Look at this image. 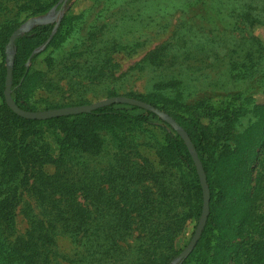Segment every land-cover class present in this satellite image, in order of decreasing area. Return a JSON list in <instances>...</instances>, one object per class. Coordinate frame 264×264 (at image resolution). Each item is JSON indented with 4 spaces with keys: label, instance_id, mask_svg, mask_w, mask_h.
<instances>
[{
    "label": "rangeland",
    "instance_id": "obj_1",
    "mask_svg": "<svg viewBox=\"0 0 264 264\" xmlns=\"http://www.w3.org/2000/svg\"><path fill=\"white\" fill-rule=\"evenodd\" d=\"M59 2L63 5L57 9ZM23 4V0H13L6 11L10 19L21 21L14 32L30 19L47 18L48 22L32 25L19 37L30 33L36 26L54 24L51 36L59 22L54 37L65 17L73 24L72 29L60 36L58 45L47 48L52 37L32 59L40 56L35 61L31 59L27 65L32 53L44 46L49 36L31 52L26 62L33 71L41 72L28 80L23 89L24 100L34 111L127 96L155 102L190 136L189 128L173 115L177 112L175 109L169 112L160 107L187 105L189 109L186 110L197 113L202 122L209 125L211 120L205 118L202 109L196 106L209 99L219 102L226 100L225 96L229 94H243L247 99L244 104L247 110L242 109L234 121L225 120L233 126L216 133L211 151L212 185L226 178L228 180V176H235L230 171L235 170L239 149L245 144L242 135L258 120L259 112L264 109V0H51L46 10L38 5ZM108 28L111 32L107 38L112 39V35L116 34L113 44L106 42ZM169 43L181 48L163 51L160 56L155 53L156 49ZM76 44H81L78 53L62 63L60 60L55 65H49L50 58L67 57L68 51L75 52L72 47ZM18 51L15 42L12 50L14 63ZM2 60L0 52V62ZM7 64L6 52V67ZM163 126L156 118L148 124L139 123L136 125L137 136H128L124 140L116 135L115 129L102 133L104 150L94 157L93 164L98 168L112 166L110 177H117L120 173L116 182L110 183L115 187L120 181L125 203L131 209L124 213H130L131 221L127 230L123 229L132 235L125 242L133 244L127 252L131 253V261L129 256L128 259L123 255L113 264H131L136 257L140 259L137 264L148 260H152L153 264H166L174 251L181 249L182 252L189 244L199 223L195 200L186 199V192L178 190L183 188V176H188L185 164L163 157L164 136L171 130ZM256 150L258 154L253 158L252 166L256 165L259 151L264 152V142L256 146ZM118 151L123 156L115 163L111 160ZM47 171L54 173L55 165H48ZM263 173L260 172V175ZM102 174L97 169L92 175L98 184H101L99 179ZM207 182L210 185L208 179ZM170 183L173 185L168 189ZM254 184L255 181L252 182ZM104 186L107 188L108 183ZM114 187L111 190L108 187L109 195L97 198L100 209L104 203L111 202L109 218L113 220L118 216L114 206L120 198L115 195ZM163 189H167L166 192ZM135 190L138 192L135 193ZM139 190L141 196L138 195ZM261 194L256 198L257 205L254 207L258 216H264V193ZM85 198V195L79 196L83 202H86ZM137 203L143 207L135 209ZM166 203L169 205L164 207ZM98 218L104 222V212L98 213ZM164 218L170 220L168 228H172L171 233L164 229L167 228L163 225ZM27 227V219L19 213L17 234H23ZM138 236L142 241L148 240L147 251L136 250L135 246L140 244ZM60 245L67 252L73 250L66 239H61Z\"/></svg>",
    "mask_w": 264,
    "mask_h": 264
},
{
    "label": "trees",
    "instance_id": "obj_2",
    "mask_svg": "<svg viewBox=\"0 0 264 264\" xmlns=\"http://www.w3.org/2000/svg\"><path fill=\"white\" fill-rule=\"evenodd\" d=\"M12 1L0 0V52L3 56L0 62V264H113L123 255L129 256L130 262L131 253L127 252L133 244L125 242L132 235L123 229L127 230L131 221L130 213H124L131 209L125 203L119 179L115 187L111 184L116 182L120 173L117 177H110L112 166L98 168L93 163L94 157L104 150L103 131L112 132L115 129L116 135L123 140L128 136L136 137V125L148 124L154 118L164 128L171 129L164 136L163 157L185 164L188 176H183V188L178 190L180 193L186 192V199L190 197L195 200L196 215L200 218L203 188L192 155L176 130L152 111L130 104L113 103L89 113L38 120L22 117L8 106L4 93L7 78L6 46L21 23L7 16L6 11ZM50 1L23 0V5H38L46 10ZM62 5L63 2H59L56 8L60 9ZM53 26L54 24L36 26L30 33L16 40L19 51L13 67L12 95L15 102L25 110L35 109L24 100V86L28 80L41 74L33 71L26 62L31 52L50 36ZM116 26L117 29L120 28L119 24ZM72 27L73 24L68 19L66 21L65 17L47 48L58 45L56 43L60 36ZM110 32L111 29L108 28L106 38ZM115 36L116 34L112 35V39L107 38L106 42L115 43ZM80 48L81 44H76L72 47L75 52L68 51L67 57L63 55L61 58H50L49 65L68 60ZM180 48L181 46L169 43L156 49L155 53L160 56L163 51ZM39 56L40 54L32 60L35 61ZM225 97L226 100L216 102L209 99L196 106L202 109L205 118L211 120L210 127L202 122L197 113L186 110L189 109L187 105L177 108L160 107L166 111L175 109L177 112L173 115L189 128L211 190L210 213L202 236L182 264H264V220H261L264 216L259 215L260 218L254 212L256 198L264 193V173L260 175L264 171V152L259 151L256 165L252 166L253 158L258 154L256 146L264 142V109L259 112L258 120L242 135L245 144L239 149L235 170L230 171L235 176H228V180L232 182L228 183L226 178L212 185L211 151L216 133L233 126V123L225 120L234 121L242 109L247 110L246 105L244 107L247 100L245 95L233 93ZM147 102L159 107L153 101ZM126 132L128 134L124 135ZM115 154L111 161L116 163L123 155L119 151ZM51 164L55 165L54 173L47 171V166ZM97 169L103 173L99 179L101 184L92 176ZM254 181L255 184L252 185ZM106 183L110 190L114 187L115 195L120 196L114 206L118 214L115 220L109 218L111 202L104 203L100 209L97 200L109 195L108 187L104 186ZM98 185L101 188L98 189ZM172 185L173 183L168 184V189ZM166 190L163 189V192ZM134 192L137 193L138 190ZM80 195L87 197L86 202L79 200ZM138 195H142L141 190ZM137 204L135 209L143 207ZM168 205L166 203L164 207ZM100 212H104V222L98 218ZM19 213L28 222L23 234H17ZM116 213L113 215L116 216ZM162 221L167 227L164 229L171 233L172 228H168L170 220L164 218ZM137 238L140 244L135 246L136 250L147 251L148 240L142 241L139 236ZM61 239L72 244V252L61 248ZM180 252L181 249L174 251L167 263ZM138 260L140 259L136 257L131 264H137ZM140 264L153 262L148 260Z\"/></svg>",
    "mask_w": 264,
    "mask_h": 264
},
{
    "label": "water",
    "instance_id": "obj_3",
    "mask_svg": "<svg viewBox=\"0 0 264 264\" xmlns=\"http://www.w3.org/2000/svg\"><path fill=\"white\" fill-rule=\"evenodd\" d=\"M67 0H65L66 2ZM48 22L47 18H39V19H30L26 22L25 26L16 30L10 37L8 45H7V78H6V87H5V99L8 104V106L18 115L28 118V119H38V120H45L50 119L54 117H60V116H67V115H74V114H80V113H89L99 107H103L106 105H110L113 103H125L130 104L134 106H139L141 108H144L146 110L152 111L153 113L157 114L161 119L165 120L168 124H170L182 137L184 142L186 143L192 158L194 160L200 182L203 188V209L202 214L199 219V223L197 225V228L189 242V244L184 248V250L179 254L177 259L171 263V264H180L183 262L194 250L197 243L199 242L203 230L205 228V225L208 220V216L210 213V187L207 182V176L206 172L203 166V163L201 159L199 158V155L197 153L196 147L191 140L188 133L182 128V126L170 115L159 109L158 107L154 106L153 104H150L148 102H145L143 100L127 97V96H113L95 103L91 104H85V105H76V106H65L60 108H53V109H47V110H37V111H31V110H25L21 108L14 100L12 96V83H13V67H14V54L12 52L15 42L18 39L19 36H21L23 33L27 32L32 25L35 24H42ZM59 25V22H57L52 35L47 40L46 44L42 46L39 50L32 53L31 57L28 60V64L31 62L32 57L35 53L41 51L45 48V46L50 42L52 39L55 30L57 29Z\"/></svg>",
    "mask_w": 264,
    "mask_h": 264
}]
</instances>
